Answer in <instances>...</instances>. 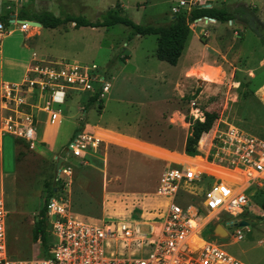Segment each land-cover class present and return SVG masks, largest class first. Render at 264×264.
<instances>
[{
    "label": "rangeland",
    "instance_id": "1",
    "mask_svg": "<svg viewBox=\"0 0 264 264\" xmlns=\"http://www.w3.org/2000/svg\"><path fill=\"white\" fill-rule=\"evenodd\" d=\"M38 1L25 8L27 14L54 5L55 16H82L94 22L109 7L119 3L125 16L134 23L165 26L173 15L170 7L177 5L178 0ZM208 3L210 7L230 9L244 5L254 10L260 22L264 21V0H211ZM29 29L25 32L29 39L24 43L35 44L32 50L41 59L95 64L108 71L110 93L103 96L106 119L126 118L127 111L134 105V114L139 111L138 107L143 106L144 111L141 109L143 112L138 114L140 120L135 122L133 137L122 139L130 142V150L113 144L115 141L121 145L122 141L112 139L111 134L102 130V122L107 124L102 119L103 101L88 104L76 94L68 97L63 105L54 107L60 116L55 121L49 122L46 114L33 111L37 135L33 147L0 132V196L7 213L6 244L10 259L42 257L39 242L32 240L31 227L50 186L55 188V196L66 203L70 214L86 223H137L150 218L149 214L158 205L153 195L157 179L166 164L153 157H157V153L166 155L164 149L180 151L185 134L175 133L169 127L178 124L180 129L189 130L185 124L193 121L192 108L198 109L202 117L204 113L214 116L210 130L229 124L264 140V41L240 23L219 24L203 19L192 23L185 51L174 67L154 58L155 36H135L127 40L129 29L122 25L75 29L72 24H65L55 29L41 27L38 30L34 26ZM19 35L13 33L1 41L0 82L10 83V79L18 76L17 63L26 55L23 50L15 51ZM12 50L15 52L11 53ZM142 75L151 76L143 80ZM130 76L135 77L130 81ZM133 80L149 84V99H143V86ZM30 102L36 104V99L33 97ZM152 102L155 105L149 106ZM140 103L143 105L138 106ZM8 114L0 103V130ZM78 126V133L99 140L95 149L87 147L81 162L65 151ZM211 134L212 131L207 138ZM47 135L49 142L43 138ZM200 145H204V140ZM200 154L198 150L201 157ZM58 159L65 160L59 169L69 167L71 170L69 179H65L67 183L61 182V185L54 175ZM250 202L249 210L237 218L247 223V229H240L241 241H234L231 231L227 237L217 238L210 228L196 237L214 243L243 264H264V211L261 209L264 187L262 191L253 192Z\"/></svg>",
    "mask_w": 264,
    "mask_h": 264
},
{
    "label": "built area",
    "instance_id": "2",
    "mask_svg": "<svg viewBox=\"0 0 264 264\" xmlns=\"http://www.w3.org/2000/svg\"><path fill=\"white\" fill-rule=\"evenodd\" d=\"M176 4L170 7L171 14L208 7L202 0H178ZM9 26L23 32L30 27L14 21ZM8 31L0 22V36ZM31 58L21 83L0 88L1 108L9 113L0 132L22 139L29 147L37 139L34 110L46 114L50 121L56 120L60 116L54 107L63 105L72 94L86 102L96 97L99 102L110 87L108 71L95 64L44 60L35 53ZM33 97L36 104L30 102ZM190 114L193 121L203 120L196 108ZM225 125L214 129L203 159L198 156L197 142L193 157L161 171L153 194L157 209L146 220L86 223L70 214L60 197H51L45 205L50 241L41 258H9L7 213L0 196V264H243L214 243L196 237L206 228L212 233L219 225L225 237L231 231L234 241H241L240 229L247 226L238 227L237 223L244 220L237 218L249 210L253 192L264 187V140ZM98 143L94 137L77 133L65 151L81 162L87 147L95 149ZM70 175V168L62 167L56 180L65 184Z\"/></svg>",
    "mask_w": 264,
    "mask_h": 264
},
{
    "label": "trees",
    "instance_id": "3",
    "mask_svg": "<svg viewBox=\"0 0 264 264\" xmlns=\"http://www.w3.org/2000/svg\"><path fill=\"white\" fill-rule=\"evenodd\" d=\"M203 18L212 19L219 24L235 21L259 36L256 24L260 21L254 15V10L252 8L243 6H237L232 9L226 7H196L191 8L188 11L181 10L178 13L173 14L168 24L165 26L136 24L125 16L119 3H115L114 6L109 7L100 16L99 20L94 22H90L82 16L68 14H64L63 16H54L48 11H39L27 14L25 7H20L16 15L17 20L37 22L44 29H55L65 24H72V27L75 29L86 27L108 28L114 25H122L129 29L127 40H130L135 36H155L156 46L154 58L157 61L166 63L169 66L176 65L190 33L189 26L195 21ZM0 22L3 23L4 26H7L8 17L6 15H1ZM260 23L264 26V21H261ZM120 60L123 62L124 58H121ZM93 102H96V97H92L87 101L88 104H92ZM97 103H100V101ZM214 120L215 118L213 115L204 113L203 120L201 122H187L189 124V133L185 138L183 146V153L185 156L193 157L197 153V142L198 149L201 150L200 136L207 133L211 129ZM79 127L80 126L76 128L71 138L78 133ZM59 184L61 185L60 181ZM48 189L49 192L42 202L43 206L39 211L38 218L33 222L31 227L32 240L34 243L39 242L43 253H45L48 247V225L45 216V205L51 197L55 196V188L50 186ZM259 191H262V189ZM261 209L264 211V207H261Z\"/></svg>",
    "mask_w": 264,
    "mask_h": 264
},
{
    "label": "crops",
    "instance_id": "4",
    "mask_svg": "<svg viewBox=\"0 0 264 264\" xmlns=\"http://www.w3.org/2000/svg\"><path fill=\"white\" fill-rule=\"evenodd\" d=\"M202 1L206 5H208V7H210V4L208 2L211 1V0H202ZM33 2H36V0H0V16L1 15H6L8 17V25L6 26V28L9 29V31L7 33H5V34H3V35L0 36V44H1V41L2 40H4L5 38H7L8 36H11L13 33H19L20 34L19 35L20 37L18 39V43H16L17 47H16L15 51H17V50H23L26 53L25 58H23L22 60L20 59L19 62L17 63L18 76L15 79H10V81H11L10 83L9 82H0V88H1V86L3 84H14L15 85V84L21 83L22 80L24 79V77L27 75L28 70L30 68V65L32 63L31 53H35L32 50L35 44H33L32 46H29V45H25V43H24L25 40L29 39L28 35L25 32H28L30 29L23 32V31H20L17 26H9V24H10L11 21H14V22L17 21L16 15H17V12H18V10H19L20 7L23 6V7L26 8V7L30 6ZM38 2L47 3L48 0H39ZM241 6L246 7L244 5H241ZM53 7H54V5H51V6H49V8L47 7V10H43V11H48L52 15H54V12L52 11V8ZM212 22L214 23L215 21H212ZM40 29H41V26L39 27L38 30H40ZM38 34H39V31H38ZM186 43L184 45L185 48H186ZM15 51L12 50L11 53H13ZM183 51H185V49H183L182 52ZM2 54H3L2 49H0V61L2 60V57H1ZM125 59H128V57H126ZM172 67H174V66H172ZM110 72H113L112 69H111ZM115 74H118V72L116 71ZM150 76L149 75H147V76L144 75L143 76V78H144L143 80H148L150 78ZM134 77L135 76H130L128 79L131 81V79H133ZM132 82L143 86V88H144V89H142L143 90L142 92L144 94L143 99L144 98L149 99V93H148V91H150V87H148L149 84L146 83V82H144V84H140V83H138V82H136L134 80ZM109 89H110V87H109ZM108 93H110V90L108 91ZM102 101H103V99H102ZM108 102L117 104L116 101L109 100ZM141 102H142V100H141ZM140 105H143V104L142 103L138 104V106H140ZM148 105L149 106L155 105V103L152 102L151 104H148ZM134 106L127 111L128 116H126V118H122L120 120L118 118V116H115L111 120H108V119H106L104 117V114H105V111H106V105H104V101H103V112L104 113L102 114V117H103L102 119L105 120L107 124H104L105 122H102L103 123V127H104V129H102V130H105L107 133L111 134L110 137L112 139H114V138L121 139V141H122V144L121 145H120V143H114L115 141H113V144H115L117 146H122V148H125L127 150H130V148H129L130 142L127 143L128 141L126 142V141H123V140H125L126 138L129 139V138H132L133 137L132 135L134 134V129L136 127L135 122H138L140 120V118H138V114L140 112L142 113L144 111L143 106L142 107H138L139 108V111H136V114H134L135 113V112H133ZM141 109L143 111H141ZM127 114L123 113V115H127ZM167 120H170V119H167ZM47 121H48V119H47ZM51 121H55V120H51ZM49 122H50V120H49ZM167 122H169V121H167ZM185 125L187 126V128L189 127V124H185ZM180 128L181 127L178 124H175V125L172 124L169 127V129L171 131H174L175 133H181L182 132V134H185L184 135V139H183V141L181 143L180 151L179 152H170V151L164 149L163 152L166 155H164V154L161 155V154L157 153L158 156L157 157H153V159H155L156 161L165 162L166 163L165 164V167H167L169 165L170 166H174V165H178V164L184 163V162H186V159L188 158L183 153V146H184L185 138H186V136L189 133V130L186 129L184 131L183 129H180ZM211 131L213 133V130H209L207 133H204V134H202L200 136L201 139L199 138L200 139V142H203V140H204V145H200V148H201V150H200L201 159H203L206 156L207 150L209 148V139L210 138H207V136L210 134ZM211 136H212V134H211ZM49 137L50 136L47 135V136H45L43 138L47 142H49ZM111 143H112V141H111ZM131 151L133 152L134 150L132 149Z\"/></svg>",
    "mask_w": 264,
    "mask_h": 264
},
{
    "label": "water",
    "instance_id": "5",
    "mask_svg": "<svg viewBox=\"0 0 264 264\" xmlns=\"http://www.w3.org/2000/svg\"><path fill=\"white\" fill-rule=\"evenodd\" d=\"M204 20H210V21H213L212 19H207V18H203ZM16 22L18 23H21V22H25L27 23L28 25L30 26H35V27H40L39 23L37 22H33V21H20V20H17ZM258 24H261L260 22H258ZM63 160L62 159H58L57 160V163L54 167V175H55V179L57 177V172H58V169H59V166L61 164ZM237 226L238 227H244V226H247V223L245 221H239L237 223ZM212 234L217 237V238H222L221 235H224L225 236V231L219 226V225H215L213 230H212Z\"/></svg>",
    "mask_w": 264,
    "mask_h": 264
},
{
    "label": "flooded vegetation",
    "instance_id": "6",
    "mask_svg": "<svg viewBox=\"0 0 264 264\" xmlns=\"http://www.w3.org/2000/svg\"><path fill=\"white\" fill-rule=\"evenodd\" d=\"M258 32H259V37L261 38L262 41H264V26L262 24H256Z\"/></svg>",
    "mask_w": 264,
    "mask_h": 264
},
{
    "label": "bare ground",
    "instance_id": "7",
    "mask_svg": "<svg viewBox=\"0 0 264 264\" xmlns=\"http://www.w3.org/2000/svg\"><path fill=\"white\" fill-rule=\"evenodd\" d=\"M204 21H208V22H210V20H204ZM35 27V26H34ZM35 28H39V27H35Z\"/></svg>",
    "mask_w": 264,
    "mask_h": 264
}]
</instances>
